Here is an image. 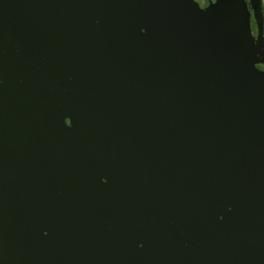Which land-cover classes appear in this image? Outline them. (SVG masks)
I'll use <instances>...</instances> for the list:
<instances>
[{
	"label": "water",
	"instance_id": "water-1",
	"mask_svg": "<svg viewBox=\"0 0 264 264\" xmlns=\"http://www.w3.org/2000/svg\"><path fill=\"white\" fill-rule=\"evenodd\" d=\"M252 7L0 0V264H264Z\"/></svg>",
	"mask_w": 264,
	"mask_h": 264
},
{
	"label": "flooded vegetation",
	"instance_id": "flooded-vegetation-1",
	"mask_svg": "<svg viewBox=\"0 0 264 264\" xmlns=\"http://www.w3.org/2000/svg\"><path fill=\"white\" fill-rule=\"evenodd\" d=\"M200 4H205L208 0H196ZM247 4V8L250 12V27L251 31L254 35H257L258 33V25L254 13V9L252 7V0H244ZM261 7H262V18H263V26H262V31L264 34V0H261Z\"/></svg>",
	"mask_w": 264,
	"mask_h": 264
}]
</instances>
